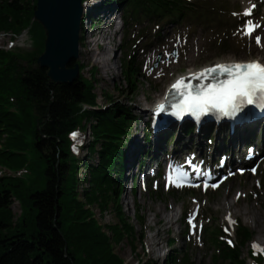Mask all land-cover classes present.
<instances>
[{"label": "trees", "instance_id": "obj_1", "mask_svg": "<svg viewBox=\"0 0 264 264\" xmlns=\"http://www.w3.org/2000/svg\"><path fill=\"white\" fill-rule=\"evenodd\" d=\"M107 5L122 11L123 27H131L141 21L159 24L167 20L172 24L193 18L198 3L105 0L101 4ZM95 7L90 4L82 29L86 20L91 27L96 23L98 5ZM35 8L36 0H0V33L13 37L26 31L31 41L30 50L0 49V168L26 175L0 177V264H123L113 252L114 246L127 241L135 250V242L141 239L119 204L125 141L137 118L128 105L113 101L106 93L110 103L96 105L94 67H90V79L80 73L71 84L48 81L45 69L36 64L43 50L44 32L32 21ZM119 47L123 49L120 71L127 86L124 90L133 95L138 88V64L128 58L126 40ZM78 67L82 72L83 66L78 63ZM75 129L89 132L84 152L86 157L95 156L94 161L78 159L72 153L68 132ZM184 129L187 133L191 130ZM143 139L147 141L146 134ZM79 165L87 173L81 197L76 190ZM35 182L38 189H32ZM14 202L20 209L17 217L11 211ZM94 208L99 216L113 212L117 222L99 223ZM135 221L142 223L136 213ZM234 235L236 245L231 248L215 237L216 246H220L217 256L224 264H245L240 249L251 240L252 233L237 223ZM168 244L172 246L173 240ZM171 251L170 263L186 264L185 253L175 260L177 253ZM248 254L257 264H264V247L263 255L253 256L250 250ZM138 263L152 264L146 259Z\"/></svg>", "mask_w": 264, "mask_h": 264}, {"label": "rangeland", "instance_id": "obj_2", "mask_svg": "<svg viewBox=\"0 0 264 264\" xmlns=\"http://www.w3.org/2000/svg\"><path fill=\"white\" fill-rule=\"evenodd\" d=\"M104 1L90 0L84 6L83 16L85 17L90 4L94 7L98 5L95 9L96 16H94L98 23L91 27L88 20L84 22L83 42L80 44L79 58L76 62L83 66L81 73L86 79H90V67L95 68L92 84L98 107L107 106L110 103L104 96L106 93L113 101L124 106L128 105L132 114L137 118V121L131 126L127 141H125L123 156L125 178L119 204L124 216L133 225L136 235L141 234V239L135 242V250L131 249L127 241H121L114 246L113 252L123 261V264H139L138 262L144 259L151 261L152 264H177L170 263L168 255L166 256L171 249L177 253L174 256L175 260L181 258L182 254L185 253L188 260L186 264H224L221 258L217 256L220 246H216V239L229 248H231V244L236 245V238L232 229L235 228L234 224L240 223L252 233L251 240L240 249L241 257L245 260V264H254V260L248 254L249 245L251 242L264 244L263 155L260 162L259 156L253 158L259 162L253 175L244 169L245 172L242 175H234L226 179L215 190L201 191L197 187L184 191L176 189V191L166 192L155 181L149 184L145 191L141 192L135 188V172L148 164L151 167L150 173H142L141 176L150 179L157 171L154 163H162L172 151L178 153L177 151L180 150V154H183L188 150H195L196 135L199 136L201 143L198 152L207 154L203 158L199 155L204 162L207 164L211 162L210 155L215 136L217 150L212 156L213 164L216 163L219 156H223L221 150L225 148L224 145L229 139L228 130L218 129V133L215 134L213 127L210 130L208 128L201 129V133L198 134L196 131H192L186 135L183 128H180L178 134L176 129L163 131L159 134L152 133L149 141H144L145 115L163 97L171 83L189 69H202L220 61L248 62L257 59L264 63V0H195L198 6L193 18L172 24L167 20L159 24L141 21L142 23L135 26L123 28L122 11L114 10L112 5L101 6ZM200 6L203 7L202 10H199ZM103 8L112 12L113 16L109 13L103 15L104 13L101 12ZM249 10L250 14L244 15ZM111 20L113 21L110 22ZM249 22L255 28L250 35H245L244 28L249 25ZM114 24H116L117 29L120 25L121 27L116 36L113 37L112 28ZM103 27L105 28L101 29ZM142 35L144 36L142 37ZM103 36L108 37L109 40L113 37L114 42L103 44L100 40ZM1 37L2 33L0 34V49L5 50L9 40L6 37ZM92 39H95L96 42L93 43ZM119 39L120 41H118ZM14 40L18 41L13 49H31L30 38L25 33L12 38L10 41ZM125 40L130 46L128 58L138 64L139 69L138 88L133 95L124 90L127 86L121 77L123 49L116 48L114 58L111 59L113 47H116L117 44H123ZM96 44L100 46V49L96 48ZM102 47H106V50L102 51ZM89 49H92L91 52ZM173 52H175L174 55ZM92 54L104 55L107 58L104 65H102L103 62L91 60ZM158 56L160 57L159 63L154 67ZM119 89L123 92H119ZM143 109L149 110H146V113H140ZM236 132L242 140V147L253 143L256 147L257 145L260 147L261 143L264 144V139L260 141V138L264 137V124L262 123L242 128ZM83 133L85 138L81 144L82 149L74 150V154L77 155L78 159L94 161L95 156H88L89 158L85 156L83 147L87 145L90 135L88 131ZM154 138L163 141L160 155L151 153V142ZM208 138H212V142ZM219 141L222 143L221 147H218ZM134 142L137 150L130 156L128 150ZM71 144L78 145L74 139H72ZM184 144L188 148L183 149ZM244 151L243 155L241 153L243 160L248 155ZM143 153H146L147 156L140 163L137 160L142 157ZM157 160L158 162H156ZM79 166L76 190L78 197H81V191L87 186L85 181L87 173L82 165ZM221 170L219 171L223 172ZM4 175L24 176L0 168V177ZM25 177L26 175L23 178ZM130 180L134 185V191L128 196ZM155 183L156 188H154ZM38 187L39 184L35 182L32 189H38ZM237 194L240 196H236ZM224 198L232 203L237 199L236 205L226 209L221 206ZM238 207L245 209V211L236 212L235 209ZM160 209L163 212H160ZM11 211L14 217L19 215L20 209L17 202L12 204ZM228 212L234 213V215L230 216ZM94 213L101 224L117 222L113 212H106L103 216H99L97 208H94ZM135 213L141 216V225L135 221ZM155 213H158L156 217H154ZM169 214L173 223L165 224V218ZM255 217L262 220V228L253 226ZM211 230L214 232L210 234ZM226 233H228V237L225 235ZM153 234H156L153 241L155 246L147 247L146 236ZM169 239L173 240V245L168 248ZM169 254H174V252L171 251Z\"/></svg>", "mask_w": 264, "mask_h": 264}, {"label": "snow or ice", "instance_id": "obj_3", "mask_svg": "<svg viewBox=\"0 0 264 264\" xmlns=\"http://www.w3.org/2000/svg\"><path fill=\"white\" fill-rule=\"evenodd\" d=\"M249 14L250 10L244 13ZM253 30L249 22L244 34L250 35ZM205 74L215 83L192 86L180 80L172 86L181 97L178 103L172 105L174 115L182 117L191 114L199 118L215 110L223 116H234L244 105L258 103L264 107V65L258 62L217 65L205 70L196 79L199 80ZM159 110H163V105L159 106ZM71 135L75 139L76 134ZM253 247L256 248L255 245Z\"/></svg>", "mask_w": 264, "mask_h": 264}, {"label": "water", "instance_id": "obj_4", "mask_svg": "<svg viewBox=\"0 0 264 264\" xmlns=\"http://www.w3.org/2000/svg\"><path fill=\"white\" fill-rule=\"evenodd\" d=\"M83 0H36L32 21L44 32L43 50L36 59L53 84H71L79 75V41ZM73 66L69 67V64ZM157 62L155 65H157Z\"/></svg>", "mask_w": 264, "mask_h": 264}, {"label": "bare ground", "instance_id": "obj_5", "mask_svg": "<svg viewBox=\"0 0 264 264\" xmlns=\"http://www.w3.org/2000/svg\"><path fill=\"white\" fill-rule=\"evenodd\" d=\"M3 37L4 36L2 35L1 38H3ZM101 39L104 40L105 36L101 37ZM92 42L95 43L96 42L95 39H92ZM103 44H104V42H103ZM93 46H95V44H93ZM91 50L92 49H89L90 52H91ZM90 57H91V60H93L94 62H97V61L103 62L102 65H104V61H106V59H107L104 55L103 56H99L98 54L97 55L92 54ZM222 62H225V61H220V62H217V63H222ZM199 73H200V69H198V70L189 69L186 72H184L182 75H180L177 79H175L171 84H176L177 81H180V80L187 81L188 79H191V78L199 76ZM161 100H162V98H160V100H158V101H161ZM146 110L147 109H143V110L140 111V113H144V112L146 113L149 109L147 111ZM262 121L264 122V120H262ZM198 133H196V134H198ZM229 135H230L229 139L224 145V147L226 149L223 148L225 150L224 151H223V149L221 150L222 153H223L222 160H223L224 164L226 166H228V167L232 166V162L235 161V158H234L235 154L237 155V157H240L239 161H238V159L236 161H238L241 164L244 163V160L241 159V157L243 155V151H244V147H245V146L242 147L243 146V143H241L242 140L240 139V137H238V133L236 131H234L232 134H229ZM196 137H197V143H196L195 151L188 152L189 151L188 150L186 152H183L184 155L182 156V159H183V161L185 163H187V162L191 163V162H195V161L198 162V161L201 160L200 156H198V153L196 152V151H198V149H200L201 143H200V140L198 138L199 136L196 135ZM263 139H264V137H263ZM216 142H217V140H216V136H215V138L213 140V144H212L211 156H213L214 152L217 150ZM162 144H163L162 140L154 138V140H152V142H151V148H150L151 149V153L155 154V155H160ZM218 145H219L218 147L222 146L221 141H219ZM186 148H188V146L186 144H184L183 149H186ZM135 150H137V149H136V145H135V142H134L129 147V150H128L129 151V155L132 156L133 152ZM241 150H242V152H240ZM255 151H256L255 149H252V154H254ZM241 153H242V155H241ZM156 162H158V160ZM197 164H199V162ZM184 168L187 169L188 167L184 165ZM236 196L239 197L240 195L237 194ZM236 202H237V199H236L235 202L232 203V202H229L228 200H226L224 198L223 202L221 203V206H224L226 209L232 208V206L234 207L236 205ZM235 211L236 212H242V211H245V209H241L240 207H238L237 209H235ZM160 212H163V210L160 209ZM157 214L158 213H155L154 217H156ZM229 215L232 216V215H234V213H229ZM261 222H262V220L260 218L255 217L253 219V226H255V227L260 229V228L263 227ZM172 223H173V221L171 220V216L169 214V216L167 215L166 218H165V224H172ZM155 236H156V234L146 236L147 247L155 246L154 243H153V241L155 239Z\"/></svg>", "mask_w": 264, "mask_h": 264}]
</instances>
